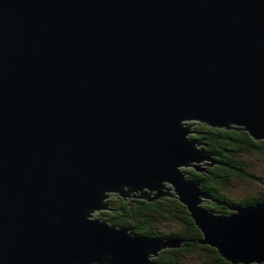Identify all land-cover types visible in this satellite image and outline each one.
<instances>
[{
  "label": "water",
  "instance_id": "water-1",
  "mask_svg": "<svg viewBox=\"0 0 264 264\" xmlns=\"http://www.w3.org/2000/svg\"><path fill=\"white\" fill-rule=\"evenodd\" d=\"M188 123L264 142V0H0V264H153L181 242L90 216L166 184L200 245L264 263V202L200 206Z\"/></svg>",
  "mask_w": 264,
  "mask_h": 264
},
{
  "label": "trees",
  "instance_id": "trees-1",
  "mask_svg": "<svg viewBox=\"0 0 264 264\" xmlns=\"http://www.w3.org/2000/svg\"><path fill=\"white\" fill-rule=\"evenodd\" d=\"M187 125L191 126L193 140L199 142L200 148L213 160L212 167L205 168L203 172H195L192 169L185 172L189 179L198 181L200 188L209 195V204L204 207L214 213L228 215L230 208L263 203L264 194L259 198H247L234 203L222 193V187L227 181L233 179L231 174H234L238 180L244 178L246 174L243 165L239 164L240 157L245 154H264V142H255L244 131L213 129L199 123ZM107 201L105 212L108 216L103 221L108 225L127 229L133 235L173 238L181 242L176 249L162 251L157 258L153 259V264H179L182 254L193 253L195 249L205 252L211 264H230L223 260L214 249L199 244L202 239L201 233L195 227L185 207L176 198L149 202L112 197ZM103 215L99 216L104 218ZM171 219L178 220L181 228L166 235L156 229L158 220Z\"/></svg>",
  "mask_w": 264,
  "mask_h": 264
},
{
  "label": "rangeland",
  "instance_id": "rangeland-1",
  "mask_svg": "<svg viewBox=\"0 0 264 264\" xmlns=\"http://www.w3.org/2000/svg\"><path fill=\"white\" fill-rule=\"evenodd\" d=\"M188 126V125H187ZM191 127V126H189ZM222 130V129H220ZM190 134L187 135L188 138H192V130L190 128ZM257 142H263V141H257ZM197 149H201L200 146L196 145ZM207 153V152H206ZM239 164L243 165L244 173L247 175L244 176L243 179L238 180L234 174H231V178L229 181H227L226 185L222 187V193L225 194L229 199H231L232 202L238 203L242 200H245L247 198H259L261 195L264 194V154L255 153L250 155H242L239 160ZM212 166H209L210 168ZM191 168H182L181 170L183 172H186ZM207 169V168H206ZM236 180H235V179ZM166 196H162L156 200H162V199H169L175 198L173 195V191L170 188V185L166 184ZM132 196L137 195L136 193L131 194ZM118 197L115 194H110L105 200V202L108 203L107 200L111 198ZM120 198V197H118ZM129 198V197H128ZM125 198V199H128ZM122 199V198H121ZM130 200H142L138 198H129ZM155 201V200H154ZM209 200H206L205 202L201 203L200 206L205 208L204 206H208ZM104 214V215H103ZM99 215H103L104 218H101ZM108 216V214L105 212V210L100 212H94L91 214V219H105ZM181 228L180 222L176 219H171L168 221L158 220L156 223V229L160 231L162 234L166 235L171 232H174ZM161 238V237H158ZM176 249V248H175ZM173 250V249H172ZM183 256L179 258V264H211L210 260L205 256V252H203L200 249H195L193 253L189 254H182Z\"/></svg>",
  "mask_w": 264,
  "mask_h": 264
}]
</instances>
